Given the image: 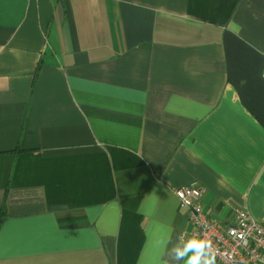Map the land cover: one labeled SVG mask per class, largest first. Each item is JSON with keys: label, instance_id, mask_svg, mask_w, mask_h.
Listing matches in <instances>:
<instances>
[{"label": "crops", "instance_id": "obj_1", "mask_svg": "<svg viewBox=\"0 0 264 264\" xmlns=\"http://www.w3.org/2000/svg\"><path fill=\"white\" fill-rule=\"evenodd\" d=\"M264 0H0V264H211L174 190L264 225Z\"/></svg>", "mask_w": 264, "mask_h": 264}, {"label": "built area", "instance_id": "obj_2", "mask_svg": "<svg viewBox=\"0 0 264 264\" xmlns=\"http://www.w3.org/2000/svg\"><path fill=\"white\" fill-rule=\"evenodd\" d=\"M205 193L199 185L174 190L180 207L188 211L191 225L180 234V242L197 259L211 264H264V225L245 209H235L231 222L210 218L201 203Z\"/></svg>", "mask_w": 264, "mask_h": 264}, {"label": "trees", "instance_id": "obj_3", "mask_svg": "<svg viewBox=\"0 0 264 264\" xmlns=\"http://www.w3.org/2000/svg\"><path fill=\"white\" fill-rule=\"evenodd\" d=\"M0 221H1V218H0Z\"/></svg>", "mask_w": 264, "mask_h": 264}]
</instances>
